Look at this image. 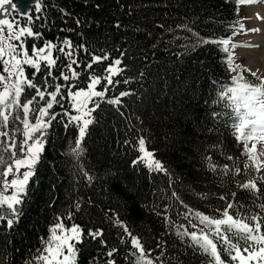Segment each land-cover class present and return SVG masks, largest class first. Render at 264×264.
Instances as JSON below:
<instances>
[{
	"label": "trees",
	"instance_id": "obj_1",
	"mask_svg": "<svg viewBox=\"0 0 264 264\" xmlns=\"http://www.w3.org/2000/svg\"><path fill=\"white\" fill-rule=\"evenodd\" d=\"M42 4V13L29 7L30 26L43 34L37 46L44 41L60 44L68 38L74 48L84 45L87 49L75 52L80 79L71 83L81 88L86 85L91 73L83 65L92 55L108 56L93 65L95 75H105L104 69L117 58L124 71L113 77L120 82L104 99L93 98L99 107L92 113L94 123L88 127L78 159L70 154L78 128L75 124L65 128L67 116L63 115L65 108L74 115L70 101L50 110L57 119L47 130L35 175L18 206L19 220L11 229L0 221V261L39 264L35 261L38 250L60 217L66 227L76 224L85 232L103 230L107 248L85 236L83 244L77 245V264H87L93 257L95 264H105V253L113 247L118 249L117 264H132L130 245L121 243V237L130 238L117 220L140 239L155 264H160L156 257L161 252L163 264H204L206 257L189 247V238L177 234L185 228L193 230L192 223L199 224L194 213L219 218L231 202L234 207L229 211L234 216L259 214L264 218L260 207L264 184L259 173L244 168L247 157L235 144L232 121L225 115L230 109L219 96L224 86L231 85L234 73L228 70L220 46L199 44L193 35L204 39L230 36V26L240 21L235 0H42ZM37 15L43 19H35ZM76 20L81 23L77 25ZM32 44L28 38L30 52ZM53 55L60 57L57 67L63 69L67 57L55 50ZM31 71L26 69L29 76ZM53 74L59 73L54 70ZM244 75L254 79L249 72ZM102 88L103 82L97 90ZM31 92L27 90L25 96ZM121 92L130 94L121 97L120 105L106 102ZM141 138L165 171L133 163L142 156L138 150ZM237 167L239 175L235 174ZM84 172L92 177L91 182ZM253 177L259 193L238 187Z\"/></svg>",
	"mask_w": 264,
	"mask_h": 264
},
{
	"label": "snow or ice",
	"instance_id": "obj_2",
	"mask_svg": "<svg viewBox=\"0 0 264 264\" xmlns=\"http://www.w3.org/2000/svg\"><path fill=\"white\" fill-rule=\"evenodd\" d=\"M235 3L239 7L264 3V0H235ZM30 6L36 13L44 11L42 0H31V3L29 0H19L18 3H14L13 0H0V13L10 11L27 21V24L21 26L8 19H0V221L5 222L8 229L19 220L21 210L18 206L23 203L29 180L35 175V166L43 153L47 130L57 119V114L51 113L50 110L54 105L63 108L62 102L70 101V108L76 114H71L65 108L63 115L67 116L65 128L72 124L78 128L74 147H70V154L78 159L84 151L82 142L88 127L94 123L92 113L99 107V103L93 98L104 99L110 88L120 82L113 77L124 71L121 67V59L117 58L104 69L105 75L97 76L92 71L93 65L108 60V56L92 55L83 65L84 69L91 73L87 77L86 85L81 88L79 84L71 83L80 79V72L77 69L81 65L80 61L74 58L75 52L79 49L87 52L86 47L79 45L74 48L68 38H64L60 44L44 41L42 46H37L36 41L42 40L43 34L34 32L30 26L33 22ZM60 11L65 16L70 15L63 9ZM257 18H260L258 14ZM35 19L40 20L43 17L37 15ZM80 23V20H76L77 25ZM230 27L232 34L226 38L204 39L196 33L193 35L197 37L199 44H217L226 55L227 68L234 74L231 76V85L224 86L219 96L221 100L226 101L225 106L230 109V113L225 115H229L232 121L231 127L235 139L243 144L242 155L247 157L244 168L260 173L264 169V161L260 159L264 155V151H261L264 149V78L235 63L234 49L251 45H237L232 39L241 32L259 30L245 29L242 21L239 20L234 21ZM65 30L74 31V29H62ZM28 38L33 40L31 52L27 46ZM54 50L67 57L68 62L63 69L57 67L60 57L53 55ZM26 69L32 70L30 76ZM54 70L59 74L54 75ZM245 72H250L254 79L246 78ZM37 77L40 78L39 82ZM57 80L67 83H56ZM102 82L103 88L98 91L97 86ZM124 83L128 81L125 80ZM29 89L32 90L31 94L25 96ZM129 94V92H121L118 97L108 98L106 102L118 106L121 104V97ZM22 97H24L23 102ZM40 102L43 104L40 105ZM90 103L91 107H89ZM138 143V150L142 156L133 163L143 162L149 170L165 171L163 165L154 159L153 153L146 150L144 139L141 138ZM228 159L232 157L229 156ZM228 172V166L225 165L224 174L227 175ZM240 172L241 169L237 167L235 174L239 175ZM83 175L91 182V176L86 172ZM259 179L264 181V176ZM238 187L253 194L260 192L255 177L238 184ZM232 195L235 196V193ZM220 199L226 197L222 196ZM233 207V203H227L219 218L196 212L194 215L199 224L192 223L193 230L185 228L177 234L181 238H189V247L206 257L204 264H233V262L264 264V231L261 230L264 218L259 214L234 216L229 211ZM260 207L264 210V204ZM76 208L79 209V203L76 204ZM71 218L69 213L68 219ZM116 223L130 238L125 241L121 237V243L130 245L129 254L134 257L132 264H155L150 258V251H145L140 239L133 236L122 222L117 220ZM103 235V230L99 228L85 232L76 224L66 227L63 219L57 217V222L50 228V236L44 241L45 246L38 250L35 261L39 264H77L80 251L77 245L83 244L85 236L99 240L100 244L107 248ZM157 247L161 245L157 244ZM117 251L115 247L106 251L105 264H117L115 259ZM162 255L163 252L156 257V261L160 264H163L160 259ZM95 260L96 258L93 257L87 261V264H95ZM0 264L4 262L0 261Z\"/></svg>",
	"mask_w": 264,
	"mask_h": 264
},
{
	"label": "rangeland",
	"instance_id": "obj_3",
	"mask_svg": "<svg viewBox=\"0 0 264 264\" xmlns=\"http://www.w3.org/2000/svg\"><path fill=\"white\" fill-rule=\"evenodd\" d=\"M251 8H252L251 5H240L237 8V13H238L239 18H240V21H242L245 29H248L249 30V28H251L252 25L253 26L255 25L257 27V29L259 30V28H258V25L259 24L258 23H260V22L255 17V16H257V14L254 13ZM263 9L264 8H261L260 9V12L264 13V10ZM252 16L254 18L253 21H252ZM0 19H8L10 22H15V23H18L21 26H23L22 23H21V19H22L21 16H16L15 14L11 13L10 11L8 13H0ZM254 34L255 33H251L249 31L248 32H241V33L238 34L237 38L233 40V42L236 43V44H238V42H243L244 40L246 42H249V43L250 42H254V40H252L255 37ZM248 50L249 49L246 50L244 48H241V47L238 48L237 47V48L234 49L233 54H234V57H235V63L236 64L241 65L242 68H245V69L250 70L252 68V64H254V63H252L253 60H249L248 59V57H247L248 53H245L243 56H241L243 51H248ZM258 52H260L258 54V55H260L261 52H262V50H260ZM257 66L258 67L255 70L254 69H251L250 72H256L257 73V76L264 78V70H263L264 67H262V65H257ZM75 114L76 113L74 111V115ZM235 144H237L240 148H243V144L238 143L237 141H236ZM261 151H264V149H261ZM260 159L262 161H264V155H262L260 157ZM21 171H23V169ZM261 176H264V169H262L261 172H260V177ZM9 179H11V177H9ZM262 182L264 184V181H262ZM233 264H235V262Z\"/></svg>",
	"mask_w": 264,
	"mask_h": 264
},
{
	"label": "bare ground",
	"instance_id": "obj_4",
	"mask_svg": "<svg viewBox=\"0 0 264 264\" xmlns=\"http://www.w3.org/2000/svg\"><path fill=\"white\" fill-rule=\"evenodd\" d=\"M252 6V10L254 13L258 14L260 18H257L259 20L260 23H258V28L259 31H257V33L254 34V42H246L245 40L243 42H238L237 45H251L249 47H241L244 49H249L248 51H243L242 55L243 56L245 53H248L247 57L249 60H253L252 63V68L251 69H256L258 66L257 65H262V67H264V13L260 12L261 8H264V3H254V4H250ZM264 10V9H263ZM254 20L253 16H252V21ZM255 26V25H254ZM255 28L257 29V27L255 26ZM258 44V47H256ZM239 48V47H238ZM262 50L261 54L258 55L260 51ZM255 65V66H254ZM250 69V70H251ZM264 70V68H263ZM263 74V73H262Z\"/></svg>",
	"mask_w": 264,
	"mask_h": 264
},
{
	"label": "water",
	"instance_id": "obj_5",
	"mask_svg": "<svg viewBox=\"0 0 264 264\" xmlns=\"http://www.w3.org/2000/svg\"><path fill=\"white\" fill-rule=\"evenodd\" d=\"M14 3H18L19 0H13ZM29 3H31V0H29Z\"/></svg>",
	"mask_w": 264,
	"mask_h": 264
},
{
	"label": "flooded vegetation",
	"instance_id": "obj_6",
	"mask_svg": "<svg viewBox=\"0 0 264 264\" xmlns=\"http://www.w3.org/2000/svg\"><path fill=\"white\" fill-rule=\"evenodd\" d=\"M22 20V19H21Z\"/></svg>",
	"mask_w": 264,
	"mask_h": 264
}]
</instances>
